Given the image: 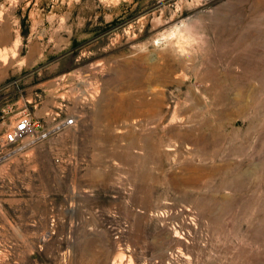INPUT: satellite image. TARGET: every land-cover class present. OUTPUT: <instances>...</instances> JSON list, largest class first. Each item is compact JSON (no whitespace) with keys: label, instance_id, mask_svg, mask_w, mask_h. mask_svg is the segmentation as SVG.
I'll return each instance as SVG.
<instances>
[{"label":"rangeland","instance_id":"1","mask_svg":"<svg viewBox=\"0 0 264 264\" xmlns=\"http://www.w3.org/2000/svg\"><path fill=\"white\" fill-rule=\"evenodd\" d=\"M23 111L0 264H264V0H0Z\"/></svg>","mask_w":264,"mask_h":264},{"label":"built area","instance_id":"2","mask_svg":"<svg viewBox=\"0 0 264 264\" xmlns=\"http://www.w3.org/2000/svg\"><path fill=\"white\" fill-rule=\"evenodd\" d=\"M72 124V119H65L62 121V125L68 126ZM36 122L32 117L26 113L21 112L18 115L12 128L5 132L0 139L1 146H14L18 142H21L25 138H29L31 141L38 139Z\"/></svg>","mask_w":264,"mask_h":264},{"label":"crops","instance_id":"3","mask_svg":"<svg viewBox=\"0 0 264 264\" xmlns=\"http://www.w3.org/2000/svg\"><path fill=\"white\" fill-rule=\"evenodd\" d=\"M33 115H35V114H33ZM41 114H39L38 116H37V118L40 116Z\"/></svg>","mask_w":264,"mask_h":264}]
</instances>
